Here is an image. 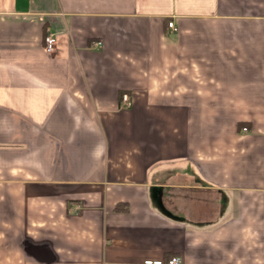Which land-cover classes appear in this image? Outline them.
I'll return each mask as SVG.
<instances>
[{
	"label": "crops",
	"instance_id": "crops-1",
	"mask_svg": "<svg viewBox=\"0 0 264 264\" xmlns=\"http://www.w3.org/2000/svg\"><path fill=\"white\" fill-rule=\"evenodd\" d=\"M173 255L264 264V0H0V264Z\"/></svg>",
	"mask_w": 264,
	"mask_h": 264
},
{
	"label": "built area",
	"instance_id": "built-area-1",
	"mask_svg": "<svg viewBox=\"0 0 264 264\" xmlns=\"http://www.w3.org/2000/svg\"><path fill=\"white\" fill-rule=\"evenodd\" d=\"M169 28H174L173 24L170 23L168 25ZM176 29H174L175 31ZM94 47H99L100 43L99 42H94L93 43ZM56 47V38L55 35L52 33H48L45 37H44V50L47 54H53L54 50ZM122 102L123 105L130 107L131 103H130V98L128 95H123L122 96ZM243 130H246V128L244 127ZM141 264H183L182 262V258L180 256L177 255H173L170 256L166 259H145L141 262Z\"/></svg>",
	"mask_w": 264,
	"mask_h": 264
},
{
	"label": "trees",
	"instance_id": "trees-1",
	"mask_svg": "<svg viewBox=\"0 0 264 264\" xmlns=\"http://www.w3.org/2000/svg\"><path fill=\"white\" fill-rule=\"evenodd\" d=\"M119 208H120V207H119ZM119 208L117 207V208H115V209H117V210H118ZM124 210H125V209H124Z\"/></svg>",
	"mask_w": 264,
	"mask_h": 264
},
{
	"label": "rangeland",
	"instance_id": "rangeland-1",
	"mask_svg": "<svg viewBox=\"0 0 264 264\" xmlns=\"http://www.w3.org/2000/svg\"><path fill=\"white\" fill-rule=\"evenodd\" d=\"M130 98V97H129Z\"/></svg>",
	"mask_w": 264,
	"mask_h": 264
}]
</instances>
